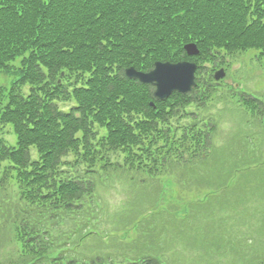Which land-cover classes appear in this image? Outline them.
<instances>
[{"label": "trees", "instance_id": "trees-1", "mask_svg": "<svg viewBox=\"0 0 264 264\" xmlns=\"http://www.w3.org/2000/svg\"><path fill=\"white\" fill-rule=\"evenodd\" d=\"M190 42L199 55H187ZM248 51L264 59V0H0V75L15 76L0 85V264H164L152 252L116 261L72 243L64 221L86 228L99 173L154 177L180 165L208 199L224 192L231 212L242 196L264 195L244 180L264 166L252 137L217 147L205 114L216 98L234 101L264 127V102L231 86L220 96L213 76ZM186 59L197 86L166 101L125 73Z\"/></svg>", "mask_w": 264, "mask_h": 264}, {"label": "rangeland", "instance_id": "rangeland-1", "mask_svg": "<svg viewBox=\"0 0 264 264\" xmlns=\"http://www.w3.org/2000/svg\"><path fill=\"white\" fill-rule=\"evenodd\" d=\"M254 53L248 51L227 58L231 68L226 71L220 96L224 95L222 91L228 90L226 86L236 82L264 101V59L251 58ZM14 79V75L2 74L0 85L9 86ZM208 107L205 114L211 113L217 122L214 137L217 147L229 145L234 139L238 141V136H250L258 147L260 159L264 158V127L258 118L234 101L216 98ZM5 136L11 141L15 137L12 133ZM236 145L231 144L230 150L240 148V143ZM198 168L201 172L206 167L199 165ZM190 172L175 166L157 180L150 179L142 171L128 173L118 169L107 173L108 176L99 173L95 179V201L83 219L91 218L86 228L78 225L82 220H74L64 221L63 229L71 233L72 243L79 245L82 254L111 255L116 261L152 252L158 254L164 264L262 263L250 260L254 256L264 259L261 232L264 195L261 189H256L254 195L249 194L245 204L242 196L240 203L235 205L236 212H231L219 205L226 199L224 192H218L219 198L208 199L209 191L204 190L206 183ZM261 178H264V166L255 165L252 178L243 179L254 180L263 187L264 179ZM244 215L248 219L246 223ZM6 247L2 245L0 251ZM217 248L221 249L215 250ZM248 253L249 257H240Z\"/></svg>", "mask_w": 264, "mask_h": 264}, {"label": "water", "instance_id": "water-1", "mask_svg": "<svg viewBox=\"0 0 264 264\" xmlns=\"http://www.w3.org/2000/svg\"><path fill=\"white\" fill-rule=\"evenodd\" d=\"M188 54L196 55L199 53L196 44L185 46ZM196 64L191 62H179L176 64L158 62L155 68L143 73L128 68L126 74L133 79H138L143 83H151L156 86L155 96L157 99L166 100L173 92L179 91L187 93L192 91L195 83ZM224 76V70L216 74V78Z\"/></svg>", "mask_w": 264, "mask_h": 264}]
</instances>
